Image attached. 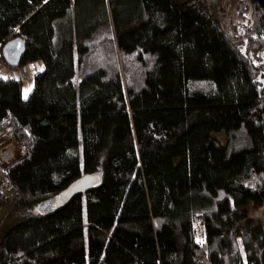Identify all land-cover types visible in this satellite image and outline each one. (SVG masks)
Returning a JSON list of instances; mask_svg holds the SVG:
<instances>
[{
    "label": "trees",
    "instance_id": "trees-1",
    "mask_svg": "<svg viewBox=\"0 0 264 264\" xmlns=\"http://www.w3.org/2000/svg\"><path fill=\"white\" fill-rule=\"evenodd\" d=\"M244 4L230 38L207 0H0V51L26 42L0 63L43 65L26 99L0 76V134L23 147L0 170V264H264V0ZM224 117L226 143L190 155Z\"/></svg>",
    "mask_w": 264,
    "mask_h": 264
},
{
    "label": "rangeland",
    "instance_id": "rangeland-1",
    "mask_svg": "<svg viewBox=\"0 0 264 264\" xmlns=\"http://www.w3.org/2000/svg\"><path fill=\"white\" fill-rule=\"evenodd\" d=\"M245 2L246 0H207L210 11L222 25L224 31L230 38H233L234 35H237L239 29L243 27L248 20V12L244 11ZM239 44L241 48L245 46V43L241 41ZM0 64L2 65V63ZM34 69L35 74L42 70L39 65H34ZM5 71V74L0 72V75L3 78L12 77L21 82L22 80L19 77H24L25 79V67L18 70L20 72L10 71L7 68ZM24 89L26 90L25 81ZM233 126H235V123L231 121L230 118L226 117H224L218 124H201L195 126L194 129L189 132V154L201 155L204 143L210 138L216 139L221 144H225L227 140V132ZM255 145L257 149L262 150V147L259 145L256 139ZM22 152L23 147L15 142L7 133L0 134V170L4 165L21 156ZM186 166V162L181 160H177L174 164L175 174L178 176L180 181V191L183 192L185 191V186L187 185ZM199 243H201V241H199Z\"/></svg>",
    "mask_w": 264,
    "mask_h": 264
},
{
    "label": "water",
    "instance_id": "water-1",
    "mask_svg": "<svg viewBox=\"0 0 264 264\" xmlns=\"http://www.w3.org/2000/svg\"><path fill=\"white\" fill-rule=\"evenodd\" d=\"M26 42L23 38L16 37L5 43L0 51L1 58L5 66L10 70H16L21 65V60L25 54ZM100 178L97 175H85L71 183L67 189L59 194L55 199L49 201L48 207L55 205L62 207L63 204L68 202L76 195L85 193L99 185Z\"/></svg>",
    "mask_w": 264,
    "mask_h": 264
},
{
    "label": "crops",
    "instance_id": "crops-1",
    "mask_svg": "<svg viewBox=\"0 0 264 264\" xmlns=\"http://www.w3.org/2000/svg\"><path fill=\"white\" fill-rule=\"evenodd\" d=\"M34 65H39L41 69L43 68L42 62H39V61L38 62H35V63H32V64H29V65L25 66V70H26L25 71L26 72L25 79H24V77L23 78L22 77H19L22 80V91H23V98L24 99H26L28 97V95H29V93L31 91L30 89H27V88H26V90L24 89V81L30 79L31 80V83H32L33 77L35 75V73H34V71H35ZM18 72H20V71H18ZM25 91H26V93H25Z\"/></svg>",
    "mask_w": 264,
    "mask_h": 264
},
{
    "label": "bare ground",
    "instance_id": "bare-ground-1",
    "mask_svg": "<svg viewBox=\"0 0 264 264\" xmlns=\"http://www.w3.org/2000/svg\"><path fill=\"white\" fill-rule=\"evenodd\" d=\"M25 85H26V88L31 90V87H32V83H31V80H28V81H25Z\"/></svg>",
    "mask_w": 264,
    "mask_h": 264
},
{
    "label": "built area",
    "instance_id": "built-area-1",
    "mask_svg": "<svg viewBox=\"0 0 264 264\" xmlns=\"http://www.w3.org/2000/svg\"><path fill=\"white\" fill-rule=\"evenodd\" d=\"M5 69H6V68H5L3 65L0 64V72L3 73V74H5V72H6ZM0 76H1V75H0ZM199 241L202 242V240H199Z\"/></svg>",
    "mask_w": 264,
    "mask_h": 264
}]
</instances>
